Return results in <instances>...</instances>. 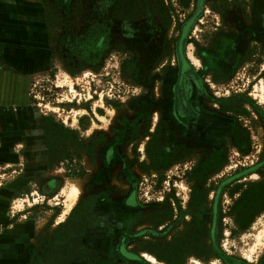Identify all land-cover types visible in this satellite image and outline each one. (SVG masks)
I'll return each instance as SVG.
<instances>
[{"label":"rangeland","instance_id":"1","mask_svg":"<svg viewBox=\"0 0 264 264\" xmlns=\"http://www.w3.org/2000/svg\"><path fill=\"white\" fill-rule=\"evenodd\" d=\"M114 1L45 0L48 167L9 200L24 264H264V0Z\"/></svg>","mask_w":264,"mask_h":264},{"label":"crops","instance_id":"2","mask_svg":"<svg viewBox=\"0 0 264 264\" xmlns=\"http://www.w3.org/2000/svg\"><path fill=\"white\" fill-rule=\"evenodd\" d=\"M49 61L45 0H0V164L29 170L0 190V199L7 196L0 201V240H9L0 251V264L25 263L35 235L32 222L10 215L9 200L25 178L39 174L46 163L31 86Z\"/></svg>","mask_w":264,"mask_h":264},{"label":"flooded vegetation","instance_id":"3","mask_svg":"<svg viewBox=\"0 0 264 264\" xmlns=\"http://www.w3.org/2000/svg\"><path fill=\"white\" fill-rule=\"evenodd\" d=\"M233 15L236 16L235 14H233ZM256 32H258V30H256ZM185 75H186V69H185V67L183 65L182 68H181V71H180V77H179V79L177 81V86H176V89H175L174 101H173L174 102V106H175V111H174L175 117L178 120H180L181 122H185L186 120H190V117H191V116L188 115L189 113L184 112V110L187 109L186 106H188V96H187L188 89H186V87L184 86V79H183ZM39 120H40L39 121V126H40L42 134L44 136V143H45L44 147H46V160H44L46 163L44 162L45 164H44V167H43L45 169L46 167H48L47 166V161L49 159V148H48L47 139H46L47 137L45 135L46 133L42 129L41 123H40L41 122V115H40V119ZM193 128L197 129V128H200V127L198 126V123H197ZM4 167L12 168L10 170V172H16V174H10V175H12V177L8 181H6L4 183V186H6V184L9 183L10 181L17 179V177L28 175V172H29L28 169L22 171V168H23L22 166H21V168L18 169V171L16 170V168H13V166H11V165H5ZM41 173H42V171L39 174L34 175L33 177L25 178V182L23 183L24 185H22V187L19 190L15 191L14 193H19V192L23 191L24 188L26 187V185H28L29 183L32 182L30 180L38 178L41 175ZM24 222H32V219H30L28 221H24ZM35 235H36V233H35ZM35 235H34V237H35ZM30 249H31V245H30ZM30 249L28 251V254L30 252ZM124 251H126V250H124ZM127 254H128V256H132V253H130V252H127ZM19 264H24V263H19Z\"/></svg>","mask_w":264,"mask_h":264},{"label":"bare ground","instance_id":"4","mask_svg":"<svg viewBox=\"0 0 264 264\" xmlns=\"http://www.w3.org/2000/svg\"><path fill=\"white\" fill-rule=\"evenodd\" d=\"M71 86V85H70ZM68 193V203H67V210H69L71 208V205L72 203L78 198V196L80 195L81 193V188H80V185L79 184H76L74 183V185H72L69 189V191L67 192ZM264 227V226H263ZM257 234V233H256ZM262 237V231H260V233L258 234L257 236V240H256V243L251 247V250H254L255 247L257 245L260 244L261 240L260 238ZM150 258V257H149ZM151 259L152 260H155L154 259V256H151Z\"/></svg>","mask_w":264,"mask_h":264},{"label":"trees","instance_id":"5","mask_svg":"<svg viewBox=\"0 0 264 264\" xmlns=\"http://www.w3.org/2000/svg\"><path fill=\"white\" fill-rule=\"evenodd\" d=\"M112 1H113V0H112ZM116 1H117V2L114 1L115 3L113 2L114 9H115V6H118V5H119V1H118V0H116ZM112 8H113V7H112ZM48 17H49V15H48Z\"/></svg>","mask_w":264,"mask_h":264}]
</instances>
